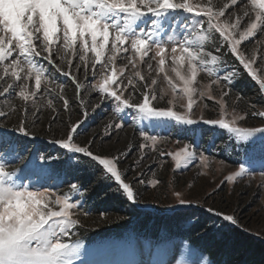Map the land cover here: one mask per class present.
Returning a JSON list of instances; mask_svg holds the SVG:
<instances>
[{
  "label": "snow or ice",
  "instance_id": "1",
  "mask_svg": "<svg viewBox=\"0 0 264 264\" xmlns=\"http://www.w3.org/2000/svg\"><path fill=\"white\" fill-rule=\"evenodd\" d=\"M230 8H239L240 12L229 11ZM166 26L169 30L173 26L181 28L182 38L175 40L170 36V43L160 40L159 33ZM258 33H264V0L224 3L215 0V4L207 0L203 7L199 2L194 6L189 0H0V97L7 99L18 95L24 102L22 118L13 129L20 136L0 131V264H76L84 247L82 240L74 238L75 229L80 224L77 211L80 204L72 199L73 194L85 195L81 185L71 183L67 193L56 195L47 189L30 190V183L18 182L22 167L35 165L34 158L25 157L27 149L22 145L23 137L34 135L29 127V114L33 117L32 126L39 119L38 113L29 108V102L35 106L41 93L56 90L51 87L56 82L55 73L71 80L81 106L85 104L81 96L83 84L72 69L75 72L83 70L85 79L90 73L94 80L99 77L90 91H95L103 99L115 101V114L132 110L135 123L150 121L153 127H170L202 122L227 130L238 142L251 144L254 148L257 137L264 145V127L237 126V120L245 118L239 115H232L230 120L224 119L223 115L220 119L196 120L191 118V113L197 91L201 97L206 95L203 90L193 87L198 83L197 76L201 71L213 77L212 84L220 87L222 97H226L229 95L228 86L241 75L239 67L242 66L264 96V77L258 76L252 68L255 57L246 58L241 51V43ZM209 43L211 48L207 47ZM129 52L131 55H121L128 63L116 67L118 54ZM227 54L238 61V66L228 64ZM73 58L78 62L73 63ZM157 58L156 71L164 74L173 94L179 87L187 97V113L174 111L171 107H158L154 103L162 99L152 87L157 80L152 79L149 84L136 69L137 60L152 69L151 61ZM169 59L174 77L165 71ZM260 60L264 61V56ZM65 64L68 70L63 67ZM129 65L133 75H126ZM64 87L63 83H56V88L63 90ZM137 92L139 96L135 95ZM208 95L211 98L210 93ZM60 99L67 110L69 100L63 96ZM172 102L168 100V104ZM47 104L51 107L52 100L49 99ZM225 111L222 108V113ZM8 115L0 111V119H6ZM250 116L264 120V111L254 110ZM78 126L72 125L66 138L53 142L67 153L83 154L97 162L102 166L104 178L116 182L117 191L128 201L139 203L132 183L126 182L124 173L117 167L118 158L94 154L90 146L74 142ZM122 126V123L111 125L116 129ZM140 135L153 144L158 140L157 136L146 135L143 130ZM144 147V144L140 145L141 149ZM190 147L185 144L175 153L167 154L175 161L176 168L182 165L186 168L190 161L197 159V153ZM122 155L127 156V153ZM39 159L46 163L49 157L40 156ZM199 159L205 162L208 158L200 154ZM248 171L250 169L241 164L238 171L226 179L232 181ZM260 175L264 176V170ZM139 183L145 181L141 179ZM175 196L180 205L191 203V200L182 198L180 192ZM208 211L214 210L209 208ZM215 214L239 226L233 215ZM106 218L102 213L101 219Z\"/></svg>",
  "mask_w": 264,
  "mask_h": 264
},
{
  "label": "rangeland",
  "instance_id": "2",
  "mask_svg": "<svg viewBox=\"0 0 264 264\" xmlns=\"http://www.w3.org/2000/svg\"><path fill=\"white\" fill-rule=\"evenodd\" d=\"M197 2L203 7L207 0H189V3L194 6ZM212 2L215 4V0ZM224 2H230V0H221V3ZM229 11L240 12V9L230 8ZM181 15L184 14L181 13ZM182 35L181 28L173 26L172 30H169L166 26L159 33V39L170 43V36L179 40ZM207 47L211 48V43ZM241 51L246 58L255 57L256 62L252 64V68L257 71L258 76L264 77V61L260 60V57L264 56V33H258L254 38L243 41ZM91 55L89 53V56ZM121 55H131V53L118 54L115 65L118 68L128 63L127 60L121 58ZM225 59L230 66H238V61H235L231 54H227ZM76 62L78 61L73 58V63ZM151 63L153 68L148 69L146 63L137 60L136 70L145 76L149 84L152 79L157 80V84L152 87L155 88L158 96H162V99L154 103H157L158 107H171L174 111L187 113V97L183 96L179 87L175 95L173 94L164 74L156 71L158 58L152 60ZM170 64L169 59L164 66L165 71L174 77V73L170 71ZM45 66H47L46 63ZM63 67L68 70L66 64ZM72 71L83 84L81 88V96L85 102L83 111L76 114L71 105L67 110L64 109L63 100L60 97L68 99L71 95V90L66 86L71 80L60 73H55L56 82L51 87L56 90L49 94L41 93L35 106L29 102L28 106L31 111L38 113L39 116L34 126L31 125L32 115L28 116L32 133H39L43 124L48 126L53 124V127L49 128L53 129V137L59 140L66 138L72 125L78 124L74 142L77 143L78 134L86 133L88 143L81 146H90L94 154L98 150L102 153H109L110 156L104 157L119 159L117 167L124 173L126 182H131L134 191L137 190L140 209L154 207L160 211L170 212L179 208L195 207L203 210L212 208L213 213L233 215L239 222V226H233H237L239 230L252 237L264 240V176L260 175V172L264 170L262 168L264 145L258 137L253 148L251 144L238 142L227 130L202 122L191 126L177 124L170 127H153L150 121L135 123V113L132 110L115 114L113 112L115 101L103 99L95 91H90L91 85L96 83L99 77L94 80L90 73L85 79L83 70L75 72V69H72ZM239 71L241 75L228 86L229 95L226 97H222L220 87L212 84L213 77L206 72H199L198 83H195L193 87L203 90L206 95L201 97L197 91L193 96L195 103L191 118L196 120L220 119L223 115L224 119L230 120L232 115H239L245 118L237 120V126L264 127L262 118L250 116L254 110L264 111V96L259 92L256 82L248 76L242 66L239 67ZM125 72L126 75L134 74L131 65ZM56 83H63L64 89L56 88ZM143 83L141 81V84ZM245 87L248 89L246 93L249 96L239 92L246 90ZM209 93L211 98H209ZM139 94L137 92L135 95L139 96ZM49 99L52 100L51 107L47 104ZM170 99L173 101L172 104H168ZM253 105L255 108L252 107ZM23 107L24 102L18 95H12L7 99L0 97V111L9 114L5 119L7 122L11 119L15 123L19 122L22 118ZM222 108L226 110L223 113ZM3 120L0 119V128H2L0 131H6L14 137L20 136L19 133L13 131V127L3 130L8 127L2 123ZM114 123H122L123 126L116 129L111 127ZM141 130L145 131L146 135L157 136V142L153 144L151 140L146 141L140 135ZM25 138L30 139V136L22 138V145L28 151L24 155H27L26 158H34L35 165L28 168L22 167L21 173L18 174L20 177L18 182L30 183L32 185L30 190L33 191L47 189L56 195L67 193L70 184L74 182L68 183L66 178L54 172L49 161L45 163L39 159L42 156L40 148L43 146L49 149L50 147H45L44 142L35 139L37 141L28 150L30 142L24 140ZM141 144L145 145L143 149L140 148ZM185 144H189L190 150L197 153V159L190 161L186 168L183 165L181 168H176L175 161L167 154L175 153ZM124 153H127V156L122 155ZM200 154L208 159L201 162ZM241 164H244L250 171L242 177L227 181V176L238 171ZM141 179L145 181L144 184L139 183ZM153 182H156L155 186ZM176 192H180L182 198L191 200V203L180 205L175 196ZM84 198L85 196L81 197L79 194L72 196V199L80 204L77 209L80 214V224L75 229L74 238L78 237L84 244L76 264H212L208 257L201 255L191 244L180 239L157 244L150 239L127 232L121 238L96 237L91 242L85 241L88 234H83L82 238L78 236V228L90 222L89 214L83 215L85 212L90 213V210L85 207ZM221 220L224 221L222 216Z\"/></svg>",
  "mask_w": 264,
  "mask_h": 264
},
{
  "label": "trees",
  "instance_id": "3",
  "mask_svg": "<svg viewBox=\"0 0 264 264\" xmlns=\"http://www.w3.org/2000/svg\"><path fill=\"white\" fill-rule=\"evenodd\" d=\"M66 86L71 90L68 98L70 105L76 114H80L83 106L80 105L75 86L72 82H68ZM245 89L239 92L249 96L246 93L248 89ZM2 123L8 126L3 130H8L9 127L14 129L18 124L13 119L8 122L4 119ZM49 127H53V124H43L39 133L24 140L30 142L28 150L37 140L44 142V146L50 148H39L42 156L49 157L47 161L52 165L54 172L66 178L68 183L74 182L82 186L85 192V207L90 210V222L82 224L77 235L82 238L83 234H88L85 241L91 242L96 237L121 238L127 232H132L157 244H164L173 239L183 240L201 255L208 257L212 264H264V240L225 223L216 212L195 207L179 208L170 212L154 207L140 209L138 203L136 205L128 201L126 196L117 191L116 182L104 178L102 166H98L97 162L91 161L83 154L67 153L54 143L56 139L53 137V129ZM86 135L78 134L77 143L87 144ZM37 144L39 145V142ZM95 154L110 156L109 153L98 150ZM102 213L106 214V219H101Z\"/></svg>",
  "mask_w": 264,
  "mask_h": 264
}]
</instances>
